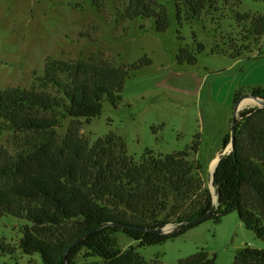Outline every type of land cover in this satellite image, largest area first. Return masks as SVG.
<instances>
[{
	"label": "rangeland",
	"instance_id": "obj_1",
	"mask_svg": "<svg viewBox=\"0 0 264 264\" xmlns=\"http://www.w3.org/2000/svg\"><path fill=\"white\" fill-rule=\"evenodd\" d=\"M135 3L0 0V89L34 88L64 97L62 88L43 79L47 68L74 84L78 76L66 65L92 60L132 65L144 56L146 61L151 58L150 66L127 79L117 106L105 100L97 117L63 119L55 127L56 139L61 142L77 123L79 136L90 146L115 134L124 139L128 156L135 160L146 151L165 155L199 142L198 152L191 151L189 158L199 161L204 188L213 193L210 162L231 146L230 142L222 150L233 124L246 123L242 143L251 161H258L255 155L262 150L264 112L242 119L235 97L240 102L252 88L264 86V34L255 33L263 26L258 17L264 16V0H209L201 15L191 19L179 18L174 1L169 0L170 23L162 31L154 17L128 19ZM182 48L193 52L195 63L177 58ZM249 107L264 104L245 103L239 109ZM26 138V132L8 129L0 134V146L15 154ZM244 199L257 213L264 211V202L252 186H246ZM26 225L32 223L0 215V264H46L40 253L23 251L20 241ZM167 226L174 230L178 224ZM116 235L123 251L134 247L150 264H178L202 249L215 255V264H232L239 249L264 248V238L246 226L238 210L222 215L219 222L207 218L160 244L139 246L123 231ZM83 253L78 264H105L102 258Z\"/></svg>",
	"mask_w": 264,
	"mask_h": 264
},
{
	"label": "trees",
	"instance_id": "obj_2",
	"mask_svg": "<svg viewBox=\"0 0 264 264\" xmlns=\"http://www.w3.org/2000/svg\"><path fill=\"white\" fill-rule=\"evenodd\" d=\"M133 1L136 3L129 20L154 17L158 30L169 26V0ZM173 1L179 18L186 19L200 16L209 2ZM258 19L263 26L255 33L262 36L264 16ZM144 58L132 65L93 60L66 65L78 76L74 84L47 68L43 79L62 88L64 97L34 88L0 89V134L8 129L27 133L15 154L6 153L0 146V215L10 214L32 223L22 230L20 245L25 253H40L46 264H78L83 250L84 257H99L105 264H139L144 259L136 248H120L118 232L138 240L139 246L160 244L207 218L219 222L222 215L233 210H238L246 226L264 238V211L257 213L244 199L249 185L264 202V129L260 133L261 155H255L258 161H251L242 143L246 123L236 122L233 149L214 172L219 205L213 212L214 196L204 188L201 165L189 158L191 151L198 152L199 142L165 155L146 151L135 160L128 156L124 139L115 134L99 138L90 146L79 136L77 123L61 142L57 141L55 127L63 119L97 117L105 100L117 106L127 79L152 64L151 58ZM177 58L196 62L188 48H182ZM251 93L264 99V86L252 88ZM40 110L51 114L41 115ZM258 112H264V107L243 108L238 113L248 120ZM231 140L229 131L222 150ZM203 215L202 220L193 221ZM170 223L178 224L177 229L161 232ZM178 264H215V255L202 249ZM232 264H264V248H241Z\"/></svg>",
	"mask_w": 264,
	"mask_h": 264
},
{
	"label": "water",
	"instance_id": "obj_3",
	"mask_svg": "<svg viewBox=\"0 0 264 264\" xmlns=\"http://www.w3.org/2000/svg\"><path fill=\"white\" fill-rule=\"evenodd\" d=\"M248 94H250V93H248ZM253 95V94H252ZM253 96H255V95H253ZM255 97H257V96H255ZM258 98H260V97H258ZM262 99V98H261ZM262 100H264V99H262ZM238 104H239V102H238ZM238 104H237V108H236V111L238 112L240 109L238 108ZM231 133H232V140H231V146H229L228 148H227V150H225L224 152H222L220 155H219V159H218V162H217V165L219 164V162H220V160L224 157V156H226L227 154H229L231 151H232V149H233V144H234V137H235V133H236V124H233V126H232V131H231ZM217 165H216V167H217ZM216 169V168H215ZM214 172H215V170H214ZM213 180H214V173H213V177H212V181H211V184H212V188H213V193H214V191H215V193H216V188H215V185H214V183H213ZM214 196V195H213ZM216 196H217V201H215V199H214V202H215V207L211 210V212H213V211H215L216 210V208L218 207V205H219V201H218V195L216 194ZM205 217V215H203V216H200V217H197L196 219H194L193 221H200V220H202L203 218ZM126 226V225H125ZM130 227H133V228H137V229H147V228H145V227H140V226H130ZM167 227V226H166ZM166 227H164L162 230H161V232H171L172 230H167V228ZM166 228V229H165ZM91 232H93V231H90L88 234H90ZM87 234V235H88Z\"/></svg>",
	"mask_w": 264,
	"mask_h": 264
},
{
	"label": "bare ground",
	"instance_id": "obj_4",
	"mask_svg": "<svg viewBox=\"0 0 264 264\" xmlns=\"http://www.w3.org/2000/svg\"><path fill=\"white\" fill-rule=\"evenodd\" d=\"M245 103H252V104H260V105H263L264 104V100H262L261 98H258V97H255L251 94H247V95H244L239 104H238V108L241 107L243 104ZM218 159H219V155H217L214 159H212V161L210 162V166H209V177H210V180L212 181V177H213V173H214V170L216 168V165H217V162H218ZM214 198H215V201H217V196H216V193H214ZM167 230H170L171 229V226H167L166 227ZM165 228V229H166Z\"/></svg>",
	"mask_w": 264,
	"mask_h": 264
},
{
	"label": "crops",
	"instance_id": "obj_5",
	"mask_svg": "<svg viewBox=\"0 0 264 264\" xmlns=\"http://www.w3.org/2000/svg\"><path fill=\"white\" fill-rule=\"evenodd\" d=\"M247 94H248V93H247ZM247 94H245V95H247ZM250 94L252 95V93H251V92H250ZM216 156H217V155H216ZM216 156H215V157H216ZM215 157H214V158H215ZM214 158H212V159H214ZM211 161H212V160H211Z\"/></svg>",
	"mask_w": 264,
	"mask_h": 264
}]
</instances>
